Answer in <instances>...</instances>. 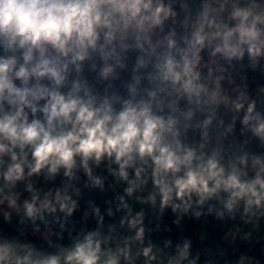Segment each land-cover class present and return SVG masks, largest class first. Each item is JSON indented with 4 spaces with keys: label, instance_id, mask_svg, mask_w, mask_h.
Instances as JSON below:
<instances>
[{
    "label": "clouds",
    "instance_id": "clouds-1",
    "mask_svg": "<svg viewBox=\"0 0 264 264\" xmlns=\"http://www.w3.org/2000/svg\"><path fill=\"white\" fill-rule=\"evenodd\" d=\"M0 264H264V0H0Z\"/></svg>",
    "mask_w": 264,
    "mask_h": 264
}]
</instances>
